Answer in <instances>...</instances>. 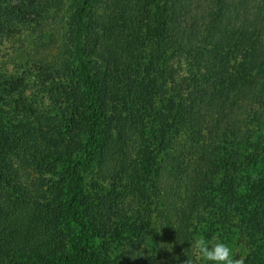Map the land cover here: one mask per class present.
<instances>
[{
    "label": "trees",
    "instance_id": "1",
    "mask_svg": "<svg viewBox=\"0 0 264 264\" xmlns=\"http://www.w3.org/2000/svg\"><path fill=\"white\" fill-rule=\"evenodd\" d=\"M209 1L207 12L198 17L192 14L191 0H83L73 18L79 79L69 94L71 123L65 132L60 122L51 128L61 140L40 141L33 123L13 122L0 103V264H109L108 256L97 252L94 243L102 239L111 244L119 237L126 241L122 264L156 263L143 245L147 234L140 208L131 210L134 220L126 215L116 222V217L131 196L136 198L137 190L142 188L146 193L149 174L137 169L139 156L154 160L158 152L168 151L172 135L185 127L186 121L197 119L206 96H213L212 108L225 111L228 100H221V88L226 86L225 71L230 62L226 50L237 39L234 48L239 51L246 35L232 37L228 29L226 12L231 0ZM6 2L4 6L0 2V16L21 21L40 4ZM149 43L166 59L161 75L166 72L163 65L169 62L167 73L174 77L171 94L166 76L162 82L159 75L144 72ZM181 57L190 72L182 76L183 81L170 64ZM248 82L234 89H243ZM5 89L0 80L1 100ZM239 105L237 102L236 107ZM151 115L158 123L153 138L144 130ZM152 117L149 121L153 124ZM148 140L157 143L156 154L149 151ZM249 144L252 150L244 159L240 148L218 159L213 174H221L223 184L215 187L210 197L213 200L222 195L218 208L225 227L237 223L233 214L243 217L258 249L245 264H264V127ZM36 149L45 150L43 161L52 153H57L59 161L69 158L67 179L54 186L52 195L41 190L30 194L28 180L20 174L21 167L27 169L25 164H31L28 155L39 154ZM134 154L137 158H132ZM260 165L261 177L252 178L246 190L242 173L253 176ZM88 171L97 183L93 193L87 188ZM124 180L129 181L128 193L122 196L125 192L118 185Z\"/></svg>",
    "mask_w": 264,
    "mask_h": 264
},
{
    "label": "rangeland",
    "instance_id": "2",
    "mask_svg": "<svg viewBox=\"0 0 264 264\" xmlns=\"http://www.w3.org/2000/svg\"><path fill=\"white\" fill-rule=\"evenodd\" d=\"M8 1L22 6H25V2L29 4V1L40 4L29 10L32 14L25 15L22 21L5 14L0 16V80L6 88L0 103L10 112L13 122H31L38 128L40 141L53 142L57 137L51 130L53 124L60 122L65 132L71 123L69 94L79 79L74 62L73 18L83 0ZM0 2L3 6L7 3L6 0ZM230 3L231 7L226 12V22H230L227 24L228 29L232 37L243 36L244 32L246 38L242 39L243 45L239 51L234 48L237 39L232 40L226 50L230 62L225 71L226 86H222L223 90L221 88V100H228L225 111L220 110L222 107L212 108L213 96H206L205 106L201 107L197 119L186 121L185 127L172 135L173 143L168 151L158 152L154 160L149 156L137 158L135 154L132 157L138 159V163H135L137 169L143 175L149 174L146 193H143L142 188L137 190L136 198L131 196L130 203L126 201L128 204L116 217V222H121L126 215L132 216L134 220L135 213L131 210L140 208L147 234L143 245L155 258V264H183L188 258L187 253L194 256L190 247L194 236L223 240L233 249L236 258L243 257L244 260L258 251L243 223V217L233 214L237 223L233 225L228 221L231 225L225 227L221 223L218 208L223 203V197L220 193L221 197L213 200L210 197L213 189L223 184L224 177L219 173L213 174L218 159L227 157L230 152L235 154L239 148L245 152L241 154V159H244L243 156L252 150L249 143L257 140L264 127V0H231ZM191 4L192 14L201 17L211 2L191 0ZM151 10H154L153 5ZM151 44L146 48L144 72L147 76L159 75L162 82L166 76V84L172 87V92H167L171 94L174 92V77L172 73H167L170 71L169 62L163 65L166 72L163 70L161 75V64H165L166 59ZM184 60L183 57L176 58L170 63L177 78L182 81V76L190 74ZM244 81H249L248 87L239 89L242 92L237 98L235 95L239 90H235L234 86L242 87ZM234 97L236 101L233 104ZM158 98H161L160 95ZM15 102L19 104L17 107ZM237 102L240 105L236 107ZM151 117H148L149 123L144 130L146 135L153 138L158 133V123L152 117V124L149 121ZM65 139L68 141V135H65ZM156 144L152 140L147 145L153 154H156ZM34 152L39 154L28 155L31 164H25L27 169L21 167L20 174L27 178L29 192L41 190L52 195L54 186L67 179L69 158L65 155L59 161L57 153H52L43 161L41 156L45 150L36 149ZM260 169L261 165L253 176L242 173L246 190L252 178L261 177ZM85 175L88 191L93 193L97 189L95 176L92 171ZM127 184L129 181L124 180L118 185V189L125 192L122 196L128 193L125 189ZM124 241L123 237H119L117 241L112 239L109 244L106 240L96 239L94 245L97 252L103 253L102 256H108L109 264H122Z\"/></svg>",
    "mask_w": 264,
    "mask_h": 264
},
{
    "label": "clouds",
    "instance_id": "3",
    "mask_svg": "<svg viewBox=\"0 0 264 264\" xmlns=\"http://www.w3.org/2000/svg\"><path fill=\"white\" fill-rule=\"evenodd\" d=\"M194 256H189L183 264H245L243 257L236 258L233 249L223 240H213L194 236L190 241Z\"/></svg>",
    "mask_w": 264,
    "mask_h": 264
}]
</instances>
